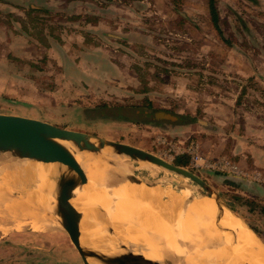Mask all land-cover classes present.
Returning a JSON list of instances; mask_svg holds the SVG:
<instances>
[{"label": "rangeland", "instance_id": "374dc122", "mask_svg": "<svg viewBox=\"0 0 264 264\" xmlns=\"http://www.w3.org/2000/svg\"><path fill=\"white\" fill-rule=\"evenodd\" d=\"M154 110L171 117H143ZM0 113L126 143L182 166L264 243V0H0ZM5 159L15 161L1 154ZM122 159L123 177L158 188L161 202L170 189L204 197L189 180ZM19 172L0 185L22 199L40 183L17 182ZM6 227L0 264H84L50 220L36 231Z\"/></svg>", "mask_w": 264, "mask_h": 264}, {"label": "bare ground", "instance_id": "6f19581e", "mask_svg": "<svg viewBox=\"0 0 264 264\" xmlns=\"http://www.w3.org/2000/svg\"><path fill=\"white\" fill-rule=\"evenodd\" d=\"M60 142L74 152V160L85 178L77 182L70 199L82 213L79 223L82 248L113 256L120 253L122 241L129 248L141 250L153 264H264L262 241L234 212L223 206L216 208L210 197L189 199V191L175 193L170 189L165 191L166 198L161 202L163 193L158 188L122 180V167L128 164L121 157L106 149L95 154L81 152L71 142ZM3 153L15 161H0V167L7 163L0 179L5 180L17 169L21 173L9 177L17 182L33 178L40 183V189L35 190L36 184V194L31 190L26 197L17 199L6 189L7 181L1 179L4 184L0 185V226L6 230V226L29 225L32 230H41L50 216L39 211L38 205L49 210L48 204L56 193L54 178L69 170L60 163L18 158L0 150V155ZM75 176V172L69 175L70 179ZM106 222L116 230L115 238L99 232L100 225ZM84 258L86 264H105L91 255Z\"/></svg>", "mask_w": 264, "mask_h": 264}, {"label": "water", "instance_id": "95a60500", "mask_svg": "<svg viewBox=\"0 0 264 264\" xmlns=\"http://www.w3.org/2000/svg\"><path fill=\"white\" fill-rule=\"evenodd\" d=\"M156 117L170 118L171 116L159 112L156 113ZM60 141L71 142L74 149L81 152L95 154L106 149L115 157L133 159L136 162L153 165L176 174L195 183L202 191L201 196L210 197L209 199L214 201L216 208L219 209V207L221 208L223 206L236 213L199 176L182 166L172 164L148 151L85 132L61 128L39 119L0 113V150L9 151L18 158H28L44 163H60L69 170V172H63L56 175L54 178L56 193L48 204L49 210H46L42 204L38 206L43 211L48 212L47 214L50 216V221L57 224L66 233L69 241L82 256L84 264H86L84 258L86 255L101 259L105 264H153V261L145 257L143 253L141 254L139 250H133L132 247L129 248L128 244L121 240L120 243L118 242L121 251L113 256H106L97 251L87 250L81 247L79 242V223L82 213L70 203V199L72 198V192L77 182H83L85 178L82 170L74 160V152L70 148L64 146ZM70 171L75 172V177L77 178L70 179L69 175L73 173ZM122 173V179L127 178L132 182L140 183L137 176L126 174L125 177H123ZM226 177L227 179H231L232 182L242 180L238 177H228V175ZM236 215L244 221L240 215L237 213ZM244 223L254 232L258 239H260L256 232L245 221ZM115 231L116 230L110 223L106 222L100 225L99 232L103 233L106 237L115 238L117 236Z\"/></svg>", "mask_w": 264, "mask_h": 264}, {"label": "trees", "instance_id": "16d2710c", "mask_svg": "<svg viewBox=\"0 0 264 264\" xmlns=\"http://www.w3.org/2000/svg\"><path fill=\"white\" fill-rule=\"evenodd\" d=\"M210 11H211V14H213V18L216 20V15H217L216 9L214 7H210ZM153 112H155V113H159V112L160 113H163L164 111L163 110H154ZM176 159L178 160V162L180 164H182V165H185L186 164V162H183L181 160V157H176Z\"/></svg>", "mask_w": 264, "mask_h": 264}, {"label": "crops", "instance_id": "0c3cea01", "mask_svg": "<svg viewBox=\"0 0 264 264\" xmlns=\"http://www.w3.org/2000/svg\"><path fill=\"white\" fill-rule=\"evenodd\" d=\"M163 113L169 115L166 111H164ZM143 117H147L151 121H153V119H155V120H163V119L166 120L167 119V117H156V113L155 112H152L150 116H148V115L144 116L143 115Z\"/></svg>", "mask_w": 264, "mask_h": 264}, {"label": "flooded vegetation", "instance_id": "af4514ba", "mask_svg": "<svg viewBox=\"0 0 264 264\" xmlns=\"http://www.w3.org/2000/svg\"><path fill=\"white\" fill-rule=\"evenodd\" d=\"M145 115H148V116H150L151 114H149V113H145Z\"/></svg>", "mask_w": 264, "mask_h": 264}]
</instances>
